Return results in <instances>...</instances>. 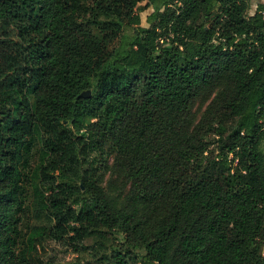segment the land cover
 Instances as JSON below:
<instances>
[{
  "label": "trees",
  "instance_id": "1",
  "mask_svg": "<svg viewBox=\"0 0 264 264\" xmlns=\"http://www.w3.org/2000/svg\"><path fill=\"white\" fill-rule=\"evenodd\" d=\"M249 5L0 0V264L47 236L100 264H264V1ZM111 151L124 178L104 188Z\"/></svg>",
  "mask_w": 264,
  "mask_h": 264
},
{
  "label": "rangeland",
  "instance_id": "2",
  "mask_svg": "<svg viewBox=\"0 0 264 264\" xmlns=\"http://www.w3.org/2000/svg\"><path fill=\"white\" fill-rule=\"evenodd\" d=\"M259 1L262 0H249L250 5L248 9V13L252 14L256 8V5ZM145 1H143L144 3ZM151 11V8H147L145 11L140 13L141 24L143 26H147L146 16ZM131 36L127 35L125 37L124 32L118 37L114 43L115 46L120 44H126L130 40ZM201 102L200 99H195L189 109L188 116L190 119L196 123L201 115L203 114L207 103ZM97 122V119L91 116H85L80 119V123L83 127H89ZM215 146V143L213 147ZM106 149H109L108 147ZM103 162V161H101ZM99 162L98 165H101V169L98 172V181L99 184L106 188L110 180L116 179L118 182H122L123 175L117 174L115 170H113V152L106 157L105 163ZM128 186H125L126 191ZM30 221V214L27 209L24 211L23 219H22V230L26 231L27 223ZM261 252L264 255V243L261 248ZM30 264H100L96 258L94 251L89 248L80 249L78 251L74 250L73 244H71V240L67 237L64 238H55L53 236H47L40 244L37 246V253L34 256L33 261Z\"/></svg>",
  "mask_w": 264,
  "mask_h": 264
},
{
  "label": "water",
  "instance_id": "3",
  "mask_svg": "<svg viewBox=\"0 0 264 264\" xmlns=\"http://www.w3.org/2000/svg\"><path fill=\"white\" fill-rule=\"evenodd\" d=\"M88 94H89V90H86V91L82 92L81 95L85 96V95H88Z\"/></svg>",
  "mask_w": 264,
  "mask_h": 264
},
{
  "label": "crops",
  "instance_id": "4",
  "mask_svg": "<svg viewBox=\"0 0 264 264\" xmlns=\"http://www.w3.org/2000/svg\"><path fill=\"white\" fill-rule=\"evenodd\" d=\"M262 1H264V0H262Z\"/></svg>",
  "mask_w": 264,
  "mask_h": 264
}]
</instances>
